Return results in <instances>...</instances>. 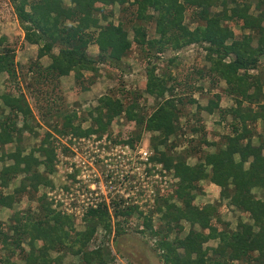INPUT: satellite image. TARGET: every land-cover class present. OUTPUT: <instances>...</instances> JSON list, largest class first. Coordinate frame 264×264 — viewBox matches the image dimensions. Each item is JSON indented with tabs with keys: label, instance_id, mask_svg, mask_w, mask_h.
I'll return each instance as SVG.
<instances>
[{
	"label": "trees",
	"instance_id": "1",
	"mask_svg": "<svg viewBox=\"0 0 264 264\" xmlns=\"http://www.w3.org/2000/svg\"><path fill=\"white\" fill-rule=\"evenodd\" d=\"M10 1L23 30V39L36 45L37 50L32 63L18 69L12 47L4 45L6 37L0 36V75H6L0 91V147L15 140L14 151L0 156V161L5 156L11 160L0 170V207L12 208L24 194L36 193L42 185H52L47 174L56 170V155L69 150L54 138L51 131H45L43 135L34 131L36 116L24 92L32 89L38 93L35 101L38 116L57 135L101 134L122 115L134 129L116 142L134 146L143 129L151 132L148 140L152 153L150 160L161 164L165 171H172L178 182L173 195L155 194L151 213L140 217L141 226L134 230L156 237L153 249L159 252L163 264H264V199L257 198L253 192L254 189H264V135L253 129L260 121L264 131V0H135L137 19L145 23L153 21L159 37H148L146 27L140 23L132 27V40L122 21L114 23L110 18L112 15L105 12L106 5L127 0ZM218 5L222 7L219 12L211 10ZM187 9L193 10L200 21L193 29L183 24ZM227 20L239 23L241 31L238 36ZM133 43L148 57L144 92L157 99L148 114L142 112L137 93L129 102L105 93L87 115L74 109H63L61 96L56 93L62 77L73 73L75 83L85 88V84L89 86L93 80L85 72L95 74L101 64L118 66ZM192 43L205 49L206 60L210 63L207 70L196 69V73L208 77L211 83L222 79L227 85L225 92L235 101V107L222 110L219 107L221 95L214 93L202 107L210 114L218 109L223 116L220 120L227 114L232 116L225 124L228 133L223 135L222 145L206 142L215 146L214 151L207 153L191 146L179 153L174 151L179 146L176 140L168 142L180 130L181 110L175 101L181 103L182 100L171 97L175 95L174 87L180 83L169 72V64L176 69L179 67L176 57L166 60L165 70L157 71L164 66L161 53ZM92 44L97 46L96 55L88 52ZM43 57L49 58L47 65L40 62ZM21 68L25 69V75ZM44 83H52L50 91L48 87L43 89ZM166 93L170 96L165 97ZM160 97L162 100L158 101ZM188 100L189 103L195 102L191 98ZM54 117L56 120L50 124L49 120ZM88 118L90 125L82 128L81 123ZM18 122H21L20 126ZM192 130L200 131L198 127H192ZM26 133L41 136L39 143L31 146L28 152L22 144ZM254 135L257 144L253 142ZM202 139L206 140L204 133ZM192 153L200 155L198 162L190 166L186 158ZM40 166H43L42 171ZM18 173H25L19 185L11 193H4L3 189L15 180ZM203 179L217 185L220 198L229 199L233 207L249 215L251 222L239 220L235 230H230L219 217L216 205H196L194 199L200 190L197 182ZM170 197L179 204L169 200ZM37 199V214L32 215L29 209L27 213L16 211L7 228L0 221V247L7 253L2 257L3 264H12L9 256L15 252L22 253L24 264H61L62 255L50 256V250L56 248L77 256L78 264H107L108 251L100 247L87 249L94 237L95 225L99 223L110 230L111 215L120 216L116 231L117 235H122L131 227L129 216L138 208L137 205H127L122 209L102 201L87 209L84 220L88 226L75 233L72 216L51 209L44 195ZM153 214H161L159 220L165 221L164 227L153 224ZM182 220L189 222L191 228L180 236L184 230ZM174 230L176 235H172ZM211 239H217L218 243L210 248L212 254L208 255L209 248H204L203 244ZM23 240H28V252L21 246ZM36 241L41 244L37 248Z\"/></svg>",
	"mask_w": 264,
	"mask_h": 264
},
{
	"label": "rangeland",
	"instance_id": "2",
	"mask_svg": "<svg viewBox=\"0 0 264 264\" xmlns=\"http://www.w3.org/2000/svg\"><path fill=\"white\" fill-rule=\"evenodd\" d=\"M134 1L135 0H127L121 4L115 2L109 6L106 5L105 12L106 14L112 15L110 18L114 20V23L122 21L131 40L133 39V25L140 23L146 27L148 37L158 38L159 36L155 30L153 21L145 23L137 19V5L133 3ZM64 2H67V0H64ZM11 7L10 0H0V36L6 37L4 45L7 44L12 47L14 51L13 56L15 57L14 61L17 65L16 67L20 69V66L23 67L25 65V67H27L36 58L37 47L36 45L27 43L23 39V30ZM220 9H222L221 5L211 8L212 11L217 12H219ZM251 11H253V8H251ZM184 15L183 24L188 25L189 29H193L200 23V21L196 19L193 10L187 9ZM226 23L233 28L237 36L240 34L241 28L238 22L227 20ZM97 50V46L94 44L88 47V52L91 55H96ZM56 51L55 49V52ZM205 54L206 51L202 46L197 43H192L178 49L169 48L164 53H161L160 56L164 60V66L163 68L159 67L160 70L158 68L157 71L160 72L161 70H165L167 68L165 66L168 65L166 60L171 57H176L179 66L178 69H176L174 65L169 64V72L173 76H176L180 83L174 87L173 92L175 95L171 96H174L175 99L180 98L182 100L181 103L179 100L175 101L176 106L181 110L178 120L180 130L170 137L168 141L172 143L176 140L179 146L175 148L174 151L179 153L189 146L195 147V149H197L196 151L201 149L203 153L214 151L215 146L211 144L208 145L206 142L222 145L224 141L223 135L228 133L225 124L229 123L232 116L225 114V119L223 118V120H220V116H223L218 109H215V112L210 114L202 108L207 104L214 93H219L221 95L219 107L222 110L235 107L233 97L225 92L227 85L222 79L211 83L208 77H202L196 73V69L207 70L210 66V63L206 60ZM147 58L144 52L133 43L126 57L122 59L118 66L114 64H101L97 73L92 74L91 72H85L93 77L91 84L89 86L85 84V88L75 83L73 73L62 77L57 84L58 89L56 93L61 96L60 103L63 109L65 111L74 109L83 115H87L88 110L95 107L98 104V98L105 93L119 96L125 102H129L135 93H137V95H139L137 101L142 108V112L148 114L157 103V99L153 95L145 93L143 89L147 79ZM150 60V62L153 61L151 58ZM49 61L48 57H43L40 60L42 65H47ZM21 71H23L24 75L26 74L24 68H21ZM5 77L6 75L4 74L0 75V91L3 89L1 82ZM42 87L43 89L48 87L47 90L50 91L52 83H44ZM24 92L33 109V114L36 116L37 122H33L34 131L39 133V135H43L45 131H51L54 138L64 143L69 150L68 152L60 151L56 155V170L47 174L49 175V179H51L52 185H42L39 187L38 192L24 194L25 196L14 203L12 208L0 207V221L5 224L4 227L7 228L10 225L13 220L12 215L16 211L27 213L29 209L33 213L32 215L35 213L37 214L39 209L37 197L44 195L51 209L61 214L72 216L75 233L82 232L85 230L86 226H88V222L84 220L86 214L84 203L86 200L84 197L80 196L84 191L81 188L86 189L85 192H89V185L91 189L95 187V185H102L100 188L106 191V183L108 180H111L112 184L115 185L116 189L119 191L111 198L112 202L108 203L106 200L102 201H105V203L111 206L117 205L119 208L122 207V209L127 205L135 207L137 205L138 208H136V212L129 216L132 220V225L125 229L126 232L122 235H117L116 231V222L120 216L116 218L111 215L110 230L102 224L97 223L95 225L94 237L87 244V249L92 250L100 247L108 251L110 258L107 264H163L162 258L157 254L159 252L153 249V243L156 237H149L134 230V228L141 226L142 219H140V217H147L151 213L150 210H152L155 194L159 193L160 196L173 195V190L178 182V178L172 171H165L162 169L161 164H156L155 161L150 160L152 153L149 154V159L147 161H143L140 158L138 150L141 147L145 146L150 151L148 140L151 132L143 129L141 131V138L137 142H134V146L116 142V140H119L122 136H126L127 131L134 129L132 123L130 124L127 122L122 115L117 117L111 126L101 134L90 132L86 136L81 137H73L70 134L67 136L57 135L52 131V128L47 126L38 116L35 106L38 93L35 94L32 89L25 90ZM168 96H170V93L165 94V97ZM38 98H40V96ZM189 98L193 99L195 102L189 103ZM159 100H162L161 97L158 101ZM55 120L56 118L54 117L49 120V123L52 124ZM90 123V118H88L81 123V127L87 128ZM20 125L21 122H18V126ZM261 125V122L256 123L253 129L256 133H262L264 135ZM192 127H198L200 131L194 132ZM202 127H204V130ZM203 133L205 134V141L202 139ZM15 136L16 135H13V137ZM255 136L256 135H254L253 142L257 144L259 142ZM39 137H34L33 134L32 136H28L27 133L24 135L22 144L25 146L26 152L29 151L31 146L39 143ZM14 141L15 140H13L12 143L0 147V156L5 152L10 153L14 151ZM198 155L200 154H190L186 158V163L193 166L198 162ZM9 163H11V160L7 159L5 156L4 160L0 161V170L4 165H9ZM39 168L42 171L43 166ZM24 176L25 173H18L15 180L11 182L8 187L4 188L3 192L11 193L14 187L19 185V181ZM197 185L200 190L199 192L197 191L194 203L198 206L205 204L216 205L219 217L223 220V223L228 224L230 230H235L239 220L246 223L251 222L248 218L249 215L233 207L228 202L229 199L220 198V188L217 185L211 183L207 179L198 181ZM76 188L79 189L78 193L75 192ZM98 189L97 191H100ZM73 191L76 194H74V199L70 197V193ZM128 192H132V194H130L129 198H125L123 195H126ZM253 192L257 198L264 199V189H254ZM94 197H91V199ZM169 200H172V202L174 201L177 205L179 204L173 197H170ZM90 202L93 201H88L89 204ZM160 215L153 214L152 221L155 226L164 227L165 221L163 219L159 220ZM213 222L215 223V220H213ZM180 223L183 225L184 230L179 233V235L183 236L191 228V225L189 222L183 220ZM122 224L123 227L126 228V224L123 222ZM194 228L199 229L197 225H194ZM175 232L176 230L173 231L172 235H176ZM27 241L28 240H23L21 243L25 252L29 251ZM217 241V239H211L203 244L204 248H209L208 255L212 254L210 248L216 247ZM40 245V242H35L36 248ZM178 251H182V249ZM20 253L15 252L13 255L11 254L9 256L12 264H24L22 253L21 255ZM6 255L7 253L0 247V264H3L1 260L2 257L4 258ZM57 255H62L61 264L79 263V258L77 256L72 255L66 250L64 251V249L60 250L56 248L50 250L51 257ZM245 264L249 263L247 262Z\"/></svg>",
	"mask_w": 264,
	"mask_h": 264
},
{
	"label": "built area",
	"instance_id": "3",
	"mask_svg": "<svg viewBox=\"0 0 264 264\" xmlns=\"http://www.w3.org/2000/svg\"><path fill=\"white\" fill-rule=\"evenodd\" d=\"M126 146H128V145H126ZM72 150H75V149H72ZM138 153L140 154V158L143 161H147L149 159V154L151 153V151H149V149L144 146V147H141L138 150ZM77 184H79V183H77ZM100 186H102V185H95V187H93L91 189L90 188V185H89V187H88L89 188V192H85L86 189L81 188L84 191L82 192V194L80 196L84 197L85 200H86V202L84 203V205L86 207L85 208L86 211L90 207H96L100 202H102V200H106V202H108V203L112 202L111 198H113V196L115 195V193H117L119 191V190L116 189V186L112 184V181L111 180H108L107 183H106V191H104L103 189H101ZM97 189L100 190V191H97ZM78 190L79 189L76 188L75 192L78 193ZM74 194H75L74 191L72 193H70V197H72V199H74V197H75ZM130 194H132V192H130V193L128 192L126 195H123V196H125V198H129L130 197ZM91 197H94V198L91 199ZM91 200L93 202H90V204H89L88 201H91ZM82 202H84V201H82ZM108 206H110V205H108Z\"/></svg>",
	"mask_w": 264,
	"mask_h": 264
},
{
	"label": "crops",
	"instance_id": "4",
	"mask_svg": "<svg viewBox=\"0 0 264 264\" xmlns=\"http://www.w3.org/2000/svg\"><path fill=\"white\" fill-rule=\"evenodd\" d=\"M257 123H260V121H258Z\"/></svg>",
	"mask_w": 264,
	"mask_h": 264
}]
</instances>
